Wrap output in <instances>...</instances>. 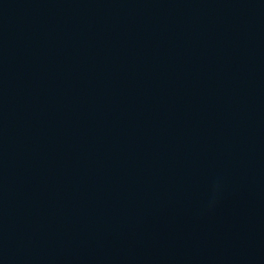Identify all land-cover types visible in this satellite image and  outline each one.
Here are the masks:
<instances>
[{
    "label": "water",
    "instance_id": "95a60500",
    "mask_svg": "<svg viewBox=\"0 0 264 264\" xmlns=\"http://www.w3.org/2000/svg\"><path fill=\"white\" fill-rule=\"evenodd\" d=\"M0 264H264V0H0Z\"/></svg>",
    "mask_w": 264,
    "mask_h": 264
}]
</instances>
